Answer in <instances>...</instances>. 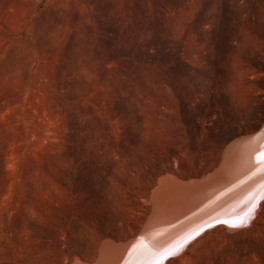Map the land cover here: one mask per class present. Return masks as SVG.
<instances>
[{
  "label": "rangeland",
  "instance_id": "rangeland-1",
  "mask_svg": "<svg viewBox=\"0 0 264 264\" xmlns=\"http://www.w3.org/2000/svg\"><path fill=\"white\" fill-rule=\"evenodd\" d=\"M263 122L264 0H0V264L94 262ZM261 203L165 264H264Z\"/></svg>",
  "mask_w": 264,
  "mask_h": 264
},
{
  "label": "bare ground",
  "instance_id": "bare-ground-1",
  "mask_svg": "<svg viewBox=\"0 0 264 264\" xmlns=\"http://www.w3.org/2000/svg\"><path fill=\"white\" fill-rule=\"evenodd\" d=\"M242 147L245 150L239 149ZM212 171L190 180L164 176L152 192V213L141 234L118 244L108 239L94 262L76 258L72 264H165L209 230L224 226L230 231L251 225L264 200V135L251 146L240 143L227 148L223 163ZM203 178H209L210 185L199 183ZM198 184L201 188L195 189ZM191 187L194 194L181 195ZM164 251L171 252L163 255Z\"/></svg>",
  "mask_w": 264,
  "mask_h": 264
},
{
  "label": "water",
  "instance_id": "water-1",
  "mask_svg": "<svg viewBox=\"0 0 264 264\" xmlns=\"http://www.w3.org/2000/svg\"><path fill=\"white\" fill-rule=\"evenodd\" d=\"M262 135H264V122H263V124H262V126L257 130V131H255L254 133H251V134H248V135H244V136H241V137H237V138H235L233 141H231L226 147H225V151H226V149L227 148H229V147H233V146H235V147H238V144H240V143H243L244 145H249V146H251V144L255 141V140H257V139H259ZM240 150H245V148H239ZM225 151L223 152V157H222V160H221V164L223 163V161H224V154H225ZM213 173V172H212ZM200 180V179H199ZM209 181V178H203L202 180H200V182L199 183H201V184H204V186H208V185H210L209 183H210V181ZM198 187H196V186H194V188L195 189H199V188H201V186L198 184L197 185ZM185 188V187H184ZM194 188L193 187H191V188H186V191H181L180 193H181V195H190V194H194ZM178 190V189H177ZM178 195H180V194H177V196ZM246 201H247V199L246 200H243L241 203L242 204H240V206L241 207H243V205L246 203ZM244 203V204H243ZM238 204V205H239ZM239 206V207H240ZM240 209V208H239ZM216 218V217H215ZM237 218V217H236ZM233 220H235V219H233ZM213 221V220H212ZM220 222H222V221H220ZM210 223V222H209ZM205 228H207V227H204L203 229H205ZM142 232H140L139 234H141ZM138 234V235H139ZM137 235V236H138ZM136 236V237H137ZM136 237H134V238H136ZM185 240V239H184ZM127 248H128V246H126ZM172 247V246H171ZM125 251V250H124ZM167 251V250H166ZM169 252H171V251H168V252H162V254L163 255H166V254H168ZM161 254V253H160ZM161 254V255H162ZM100 255V254H99ZM160 255V256H161ZM162 255V256H163ZM100 256H98V258H99ZM98 260V259H97Z\"/></svg>",
  "mask_w": 264,
  "mask_h": 264
},
{
  "label": "snow or ice",
  "instance_id": "snow-or-ice-1",
  "mask_svg": "<svg viewBox=\"0 0 264 264\" xmlns=\"http://www.w3.org/2000/svg\"><path fill=\"white\" fill-rule=\"evenodd\" d=\"M242 226V225H241Z\"/></svg>",
  "mask_w": 264,
  "mask_h": 264
}]
</instances>
